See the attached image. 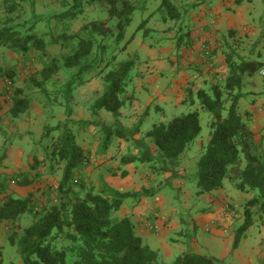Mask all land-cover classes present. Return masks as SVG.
Wrapping results in <instances>:
<instances>
[{"label": "trees", "instance_id": "16d2710c", "mask_svg": "<svg viewBox=\"0 0 264 264\" xmlns=\"http://www.w3.org/2000/svg\"><path fill=\"white\" fill-rule=\"evenodd\" d=\"M97 1L104 4L108 20L84 23L75 35H68L65 27V32L52 36L49 42L46 41V36L35 33L38 23L36 12H31L35 21L32 24L24 21L22 25L13 26V19L10 18L8 23L0 26V49L24 58H28L30 53L38 52L42 59L47 60L40 72V80L32 77L30 82L46 95L48 101H51L48 104L51 105L54 103L46 91L47 84L54 80L57 82L60 74H71V79L65 84L64 93H61L62 90L56 92L57 102L59 96L64 94L67 102L71 103L75 82L82 79L84 74H91L95 66L102 65L103 71L95 77L108 71L103 76L105 91L92 109L105 110L118 118L128 99L125 97L126 88L134 61L119 62L118 56L110 57L108 62L99 60L102 56L100 53H105L106 46L101 45L98 40L116 35L115 38L120 41L125 37L131 17L137 9L132 0H66L62 3L69 9L51 18L64 21L63 18L66 20L64 26H68V21L73 22L83 12L84 3L92 4ZM11 5L7 13L12 15L17 10L15 4ZM158 13L165 21H175L180 17L178 8L170 0H162ZM114 20L117 24L112 27L110 21ZM146 24L147 21L143 22L140 28ZM149 32L146 29V34ZM59 43L63 46L70 45V50L60 57H51L48 52L49 45ZM227 65L229 73L224 84L214 85L211 93L205 90L197 93L201 107L209 113L211 121L208 125L210 141L202 148L195 180L201 194L222 189L226 181L241 193L254 194L247 202L245 221L235 238L234 247H237L240 237L254 224L253 211L259 209L261 218L264 217V151L249 124L238 112L239 102L243 98L245 76L255 78L264 65L244 59L237 61L232 54L227 56ZM15 76V72L3 71L0 67V78L7 77L14 81ZM30 107L31 100L23 88L17 89L12 97L11 116L18 118L26 114ZM103 130L111 134L113 128L103 126ZM115 130L117 136L128 139L121 128ZM50 132L59 133L53 141L52 152L54 159L64 168L59 188V204L45 206L35 212L36 206L31 196L16 198L7 194L6 185L0 182V225L13 227L8 241L17 247L22 264H162L158 253L137 236L131 219L116 217L124 202L134 195L112 189L101 193H95L92 189L86 191L87 188L81 183L75 189V172L88 161L87 152L77 144L75 134L67 124L50 128L47 136ZM201 132L200 114L193 112L176 117L169 124L154 126L147 137L154 141L159 150L160 161L172 163L195 143ZM136 161L150 164L154 160L149 152L144 151L141 156L124 158L123 164ZM31 184L26 178L21 183L24 187ZM27 213L33 215V222L22 229L18 221ZM61 237L69 245L58 247ZM172 264L221 263L196 252H187L176 258Z\"/></svg>", "mask_w": 264, "mask_h": 264}, {"label": "crops", "instance_id": "0c3cea01", "mask_svg": "<svg viewBox=\"0 0 264 264\" xmlns=\"http://www.w3.org/2000/svg\"><path fill=\"white\" fill-rule=\"evenodd\" d=\"M170 1L178 8L179 19L175 21L162 19L164 25L155 21L154 25L147 28L150 31L149 34L152 31L162 33V40L160 42L158 40L157 45L146 43L145 39H140L138 35L127 41L124 53L127 52L130 58L132 57L131 59L139 65L137 69L139 74L133 78L136 86L142 80L147 82V85L151 84V90L161 93L158 82L162 78H168L169 81L165 82L166 94L162 97L164 100L173 98L176 104H185L191 100L196 105L195 99H197L198 91L205 90L211 93L214 85L224 84L223 82L229 73L227 56L232 54L237 61L244 59L264 65V24L258 22V18H256V16L261 15L257 0ZM262 2L264 3V0ZM161 4L159 2V7L153 14L154 16L158 13ZM87 6L88 4L84 3L83 12L78 16V19L73 22L68 21V26L61 24L59 34L65 32L66 27L68 35H75L84 23L93 22L86 20ZM60 12L63 13V9ZM37 13L41 15L44 12ZM59 24L56 19H53L51 29L55 25L59 26ZM57 45L64 47L62 43ZM131 48L134 52L131 51ZM138 52L144 56L143 60L138 58ZM164 65H168L167 70L162 69ZM263 72L264 67L255 78L245 76L242 89L243 98L239 102L238 112L243 120L249 124L256 135L257 142L262 145L264 151ZM99 79L100 85L96 92L102 96L103 82L101 78ZM140 88L145 87L141 86ZM81 92L84 94L82 89ZM78 97L79 100H77ZM84 98L74 94V101L73 98L71 99L72 110L70 112L66 110L68 113L58 119L60 124L69 123L71 126L76 123L91 124V122L86 121ZM129 98V107L125 108L126 112L121 111L120 113L125 117L129 115V129L120 123V128L123 131L125 128L131 130V137L124 132L129 137L127 140L122 138L120 140L119 138L116 142L110 138L104 145L103 138L99 137L98 132L95 134L77 128L76 141L87 152L88 161L76 171L75 183L80 181L78 183H81L83 187L93 189L95 193L112 189L134 195L124 202L120 211L116 213V217L130 218L135 226L137 236L158 253L161 261L163 257H170L173 263L176 258L187 252L202 254L197 249L199 247L196 245V248L195 243H193L196 239L188 244L186 241H182L183 236L180 235V232H174L180 228V224L188 223L183 219L184 214L187 211L192 212L194 210L192 204L200 201V207H197L198 210L192 216L193 220L191 221L199 230L197 235L200 234V231L204 232L205 234L202 235L204 237L210 236L212 241L221 249V257L218 261H228V264H263L264 224L259 228L260 232L257 236L249 233L252 228L259 226L260 212L257 216H253L254 224L245 232L248 234L245 235L244 233L240 237L237 247H234L237 232L245 221L244 213L247 202L253 198H250L249 194L245 195L237 191L232 184L228 186L226 181L222 189L200 194L198 199H194V192L198 193L199 190L194 184L191 190H186L185 200L180 203L182 207L170 208V202H167L162 190L155 188V174L158 173H154L155 171L150 169V165L149 168L141 170L133 164H123L124 158L138 157L144 151L149 152L153 160L160 161L158 149L151 140L145 138V135L152 129L146 124L145 131H142L144 118L140 119L142 117L141 101L139 98H135V95ZM90 99L89 95L85 101H90ZM22 116L25 117L26 114ZM16 119L19 120V117ZM107 125L109 127V124ZM71 129L73 131V128ZM133 130L136 132L132 133ZM192 146H194L193 152L199 156L202 152L203 142L198 143L197 139ZM127 147L129 148L127 149ZM133 147L135 151L132 149ZM0 148L6 151V144L1 139ZM25 159H27V155ZM25 159L20 145H18V149L12 145L4 157L0 155V176L2 178L10 177L15 172L20 173V170L22 172L27 171L23 165ZM143 165L148 164L144 163ZM36 166L31 165L30 169L39 171L40 167L37 168ZM63 171L62 165L55 168L53 164H48L47 173L58 175L61 182ZM182 173L179 169V173L177 174L176 171L174 175L178 177ZM150 176L151 179H149ZM170 185L174 186L172 182ZM32 186L31 184L27 187ZM228 206L236 210L237 217L235 220L227 222L228 231L224 232L223 226L226 221L224 209ZM155 226L159 227V232L154 230ZM7 242L5 236L0 234V252ZM204 248L207 249L206 245ZM0 262L5 264V258L1 254Z\"/></svg>", "mask_w": 264, "mask_h": 264}, {"label": "rangeland", "instance_id": "374dc122", "mask_svg": "<svg viewBox=\"0 0 264 264\" xmlns=\"http://www.w3.org/2000/svg\"><path fill=\"white\" fill-rule=\"evenodd\" d=\"M63 1L66 0H0V26L4 23H8V19L10 18L13 19V22H11V25L13 26L22 25L24 21L28 22L29 24H32V22L35 21L31 17V12L34 11L37 13L42 11L44 13H42L41 15L37 13L38 23L36 24L35 33L41 36H46L45 39L49 42V40L53 38L52 36H58L57 34L60 33L61 24L66 23L65 19L62 18V20L64 21L58 19L56 20V22L60 23L59 26L55 25V27L51 29V25L53 23V19L51 17L59 16V14H62L60 12L61 9H63V12H66L69 9V7H65L63 5ZM132 2L134 3L137 9L131 17L130 25L125 31V37L120 41L117 40L115 37L107 38L105 40L99 39L98 42L101 45L103 44L106 46L105 53H100V55L102 54V56L98 58L99 60L104 59L108 62L110 57L118 56L119 62L130 60L134 61L133 59H131L132 57L130 58V55H128L127 52L124 53V49L127 46V41L135 35H138L140 39H145L146 43L152 45H157L160 40H162V33L159 31H152L151 34H149L150 32L146 34V29L154 25L155 21H158L159 24L161 23V25H164L161 18V14L157 13L155 16L153 15L159 7V2L162 3V0H132ZM11 4H15L17 10V12L12 15L7 13L8 8L12 6ZM257 4L258 10L261 11V15L256 16V18H258V22H262L264 24V3L262 2V0H257ZM103 6L104 4H102L101 1L94 2L92 5L88 4L85 15L86 20H108L107 12H104L105 6ZM145 21H147L146 26L140 28V26H142L143 22ZM110 24L112 25V27H115L117 23L114 20L110 21ZM69 46L70 45L60 47L59 45H49V55L51 57H60L62 55H65L70 50ZM131 51L134 52L132 48ZM138 58H140V60H143L144 56H142L141 53L138 52ZM46 63L47 60L42 59L40 53L38 52L30 53L28 58H24L5 49H0L1 69L3 71L11 70L15 72L16 75L14 81H11L7 77L0 78V139L3 140L6 144V151L3 150V148H0V155L1 157H4V155L8 152L9 148L12 145H15L17 149L18 145H20V149L24 152V159L26 155L28 159H25V161L23 162L24 168H26L27 171L22 172V170H20V173L15 172L13 176L1 178L0 182H4V184L6 185L7 194L13 195L16 198H28L31 196L33 198V203L36 206L35 212H39L45 206L59 204L61 198V193L59 190L61 178L58 177V175L56 174L52 175L47 173L48 164H53L55 168H57L58 165H62L54 159L52 152L53 141L57 138L59 133L50 132L47 136V130H49L50 128H56L60 124V121L58 119L62 116H65L68 112L72 110V104L67 102V97H65L64 94L59 96L58 102L56 100V92L62 90L61 93H64L66 87L65 84L68 82V80L71 79V74H60L57 82L54 80L52 83L46 85V91L49 95H51V99L54 103L53 105L48 104L51 101L49 100V102L46 95L42 91H40V89L34 87L30 82L32 77L40 80V72L42 71ZM134 64L135 65L132 68L131 74L129 76L130 79L126 88L125 97H127L128 99L126 105L124 106V108L121 109V111L126 112L125 108L129 107L128 105L130 101V96L135 95V98H139L142 105L140 107L142 117L139 118H144L142 131H145L146 124L148 125V127H150V129H153L154 126L162 123L169 124L173 119L181 115L199 112L202 132L198 137V143L203 142V147L206 146L210 141V129L208 125L211 121V116L208 112L202 109L198 98L195 99L197 103L196 105H194L191 100H189L185 104H176L174 103L173 98H171L170 100H164V98L162 97L166 94L165 82L169 81L168 78H162L158 82V88H160L162 94L156 93L153 89L151 90V84L149 83L147 85V82H144L142 80H140L138 82L139 85L136 86V82L133 78L136 74H139L137 73L139 65L135 61ZM93 69L91 74L86 73L83 75L82 79H78L75 82L73 95L71 94L73 101L74 94H78V96H80L81 98L85 97L84 102L86 106V121L91 122V124L76 123L72 124L71 126L68 123L67 125L70 129L73 128L75 136L77 134L78 129H81V131H91L95 134H97L98 132L99 137L103 138L102 142H104L103 144L105 145L110 138L117 142L120 137L117 136L115 128H120V123H122L125 125L126 128L129 129L130 120L129 115H127V117H125V115H120V117L115 118L112 114L108 113L105 110L93 111L92 108L95 105L96 100L101 97L96 92L98 91L100 85L99 78H101V81L103 82L102 89L104 93L105 83L103 80V76L108 73V71L106 70L102 76L95 77L96 74L103 71V66L99 64ZM162 69L167 70L168 65H164ZM10 81L12 83L11 86L9 85ZM141 86H144L145 88L141 89ZM9 87L10 89H8ZM22 88L24 90V93L31 100V107L30 110L26 113V116L24 117L21 115L18 120L11 116L10 109L14 92L17 89ZM81 89L83 90L84 94L82 92L80 93ZM9 92L10 94H7ZM89 95L91 97L90 101H85L89 97ZM77 100H79V97L77 98ZM66 110L68 112H66ZM106 123L109 124L110 128H113L111 134L103 130V126L108 127ZM126 128L124 132L129 134V137H131V130H128ZM135 132V130L132 131V133ZM145 138L151 140L154 146L156 147L152 139L147 137V135H145ZM129 147H127V149ZM193 148L194 146L192 145L188 147L186 151L178 158V160L172 163H163L162 161L155 160L150 164L146 163L148 165L145 166L143 165L144 163H141L140 161L132 163L136 166V168H139L141 170L149 168L150 165L152 167H150V169L152 171H155L154 173H158L155 174V188H160L162 190V194L166 196L165 199L167 200V202H170V208H181L182 206H180V203L182 202V200H185L184 195L186 190H191L194 187V184H196L195 177L198 171V163L203 153V150L199 156H196V152H193ZM132 149L134 150V147ZM139 155L141 156V154ZM31 165H37V168L40 167L39 171L36 172L31 170ZM179 169H181V173L182 171L183 173L181 174V176L179 175L178 177H176L174 173H176L177 171L178 174ZM25 178L32 182V187H24L21 185L22 181ZM151 178L152 177L150 176L149 179ZM75 181L76 180H74V184ZM78 182H76L77 184H75V189L79 187L80 183L78 184ZM171 182L174 185L173 187L170 185ZM226 183L228 186L231 184L228 181ZM86 191H88V188ZM86 191H84L83 194H85ZM200 194L201 193H199V190L198 193L194 192L193 198L198 199V196ZM243 194H249L250 198L254 197L253 193ZM192 207H194V210L192 212L187 211L183 217V219L185 221H188V223L180 224V228L174 232H180V235L183 236L182 241H186L188 244H191L193 239H196V241H194L193 243H195V246L197 245L199 247L197 248L196 246L200 253H202L204 256L206 255L209 258L218 260L221 257V249L216 245V243L212 241L210 236L206 235L207 237H204V235H202L205 234L204 232L200 231V234L197 235L199 230L191 221L193 220L192 216L198 210L197 207H200V201H196L195 203H193ZM258 212L259 209L257 208L253 211L255 216H257ZM263 219L264 217L258 221L259 226H256L251 229V231L249 232L250 235L253 234L254 236H257L259 234V228L262 227L261 225L264 224ZM32 222L33 215L27 213L20 217L18 224L21 226L22 229H24L29 227ZM11 230H14L12 226L6 228L5 224L0 225V234L4 235L7 241ZM247 234L248 233H245V235ZM203 238L205 239V241ZM67 245H69V242L65 240V238L61 237V240L58 241V247H63ZM205 245L207 249L204 248ZM0 254L5 258V264H22L17 247L12 246L9 241L5 244L3 248H1ZM160 262L162 264H171L172 258L163 257L162 261L160 258ZM227 262L228 261H219V263L221 264H228Z\"/></svg>", "mask_w": 264, "mask_h": 264}, {"label": "built area", "instance_id": "2783aa9c", "mask_svg": "<svg viewBox=\"0 0 264 264\" xmlns=\"http://www.w3.org/2000/svg\"><path fill=\"white\" fill-rule=\"evenodd\" d=\"M263 74H264V72H263ZM224 212L226 214L225 215L226 216V221H225V224L223 226V231L224 232H227L228 231V224H227V222H230V221L235 220V218L237 217V212H236L235 209H232L229 206L224 209ZM154 230L156 232H159V227L158 226H155L154 227Z\"/></svg>", "mask_w": 264, "mask_h": 264}]
</instances>
